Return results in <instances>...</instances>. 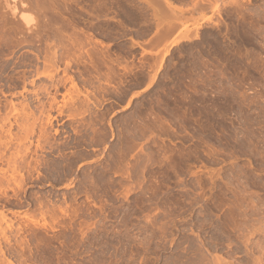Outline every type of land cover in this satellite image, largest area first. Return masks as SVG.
<instances>
[{
    "label": "rangeland",
    "instance_id": "374dc122",
    "mask_svg": "<svg viewBox=\"0 0 264 264\" xmlns=\"http://www.w3.org/2000/svg\"><path fill=\"white\" fill-rule=\"evenodd\" d=\"M5 116L0 264H264V0H0Z\"/></svg>",
    "mask_w": 264,
    "mask_h": 264
},
{
    "label": "bare ground",
    "instance_id": "6f19581e",
    "mask_svg": "<svg viewBox=\"0 0 264 264\" xmlns=\"http://www.w3.org/2000/svg\"><path fill=\"white\" fill-rule=\"evenodd\" d=\"M9 113H11V112H9ZM17 115H19V114H17ZM16 117H18V116H16ZM8 118H9L8 116H5L2 119L3 122L0 123V128H1V130H0L1 131L0 132L1 133L0 134V163L4 162V164L6 165V168H3L5 165L3 167H0V174L2 173V171H3V174H6L8 171L11 173H9V176H7V174H6L5 180L3 179L4 177L3 178H2V176L0 177V183L1 184H2V179L4 181H7V182H10L13 179H15V182H16L17 177L15 178V176H13V174L16 173V170H18L17 168H19L21 163H23V164H21L22 165L21 167H23L24 162H26V161H24L25 159H22V158H25L22 154H26V152H28L30 149L29 146L25 145V141L23 138L16 139L13 136V134L10 131L11 128L5 129V121ZM5 132H6V134H5ZM27 162H29V161H27ZM4 169L5 170L7 169V170L5 171ZM4 185L5 184H3L1 186H4ZM0 188H2V187H0ZM0 227H1V224H0Z\"/></svg>",
    "mask_w": 264,
    "mask_h": 264
}]
</instances>
